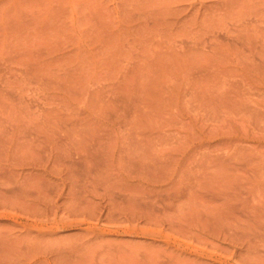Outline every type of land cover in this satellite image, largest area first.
I'll return each mask as SVG.
<instances>
[{
  "label": "rangeland",
  "instance_id": "obj_1",
  "mask_svg": "<svg viewBox=\"0 0 264 264\" xmlns=\"http://www.w3.org/2000/svg\"><path fill=\"white\" fill-rule=\"evenodd\" d=\"M0 264H264V0H0Z\"/></svg>",
  "mask_w": 264,
  "mask_h": 264
}]
</instances>
